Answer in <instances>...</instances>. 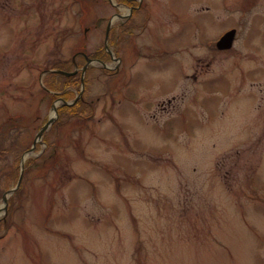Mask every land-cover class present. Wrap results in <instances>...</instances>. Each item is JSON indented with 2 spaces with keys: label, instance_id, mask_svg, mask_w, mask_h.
Here are the masks:
<instances>
[{
  "label": "rangeland",
  "instance_id": "1",
  "mask_svg": "<svg viewBox=\"0 0 264 264\" xmlns=\"http://www.w3.org/2000/svg\"><path fill=\"white\" fill-rule=\"evenodd\" d=\"M0 207V264H264V0H0Z\"/></svg>",
  "mask_w": 264,
  "mask_h": 264
},
{
  "label": "trees",
  "instance_id": "2",
  "mask_svg": "<svg viewBox=\"0 0 264 264\" xmlns=\"http://www.w3.org/2000/svg\"><path fill=\"white\" fill-rule=\"evenodd\" d=\"M124 1H126V0H124ZM135 12H136V10H134V13ZM90 55L91 56H95V57H100V58H102L104 60H106L108 58V53H107V51L105 50L104 47L98 48L94 52L90 53ZM50 75H53V78L50 80V82H48L47 86L51 89V92H53L55 90H58V87H66V86H70V85H78L79 82H80L79 77L76 74L67 76V75H64V74H58V73L51 72ZM57 75H60L62 79H59V77H57ZM67 93L68 92L64 93L65 94V100H67V95H68ZM56 95H57L56 93H54V94L51 93V96L53 98L54 97L56 98ZM61 95L62 94H60V96ZM80 104H81L80 102H75L74 104H63L59 110L75 113L76 110H77L76 109L77 106L80 105ZM80 107L83 108L84 105L82 104ZM87 109L90 110V108H88V107H87ZM18 198H20V197H18ZM11 212H13V209H12Z\"/></svg>",
  "mask_w": 264,
  "mask_h": 264
},
{
  "label": "water",
  "instance_id": "3",
  "mask_svg": "<svg viewBox=\"0 0 264 264\" xmlns=\"http://www.w3.org/2000/svg\"><path fill=\"white\" fill-rule=\"evenodd\" d=\"M110 27V24L108 25V29ZM235 36H236V29H231V30H228L227 32H225L221 37L220 39L218 40L217 42V46L218 48L220 49H227V48H230L232 45H233V42H234V39H235ZM59 72H63L65 74H74L75 72H66V71H61V70H58ZM65 103H71V102H68V101H65ZM53 109H54V116L50 117L48 119L47 122H45V124L40 128V130L38 131L37 133V138L35 139L34 141V144L38 141V139H40L43 135V132L48 129V127L54 122L55 118H56V115H57V106L56 104H53ZM34 147H31L30 150L28 151L29 152H32L34 150ZM22 160H24V156L22 158ZM10 192V190H9ZM7 200H8V197L6 196V194H4L3 196V202H4V205H2V207H6L7 205ZM2 207H0V210L2 209Z\"/></svg>",
  "mask_w": 264,
  "mask_h": 264
},
{
  "label": "flooded vegetation",
  "instance_id": "4",
  "mask_svg": "<svg viewBox=\"0 0 264 264\" xmlns=\"http://www.w3.org/2000/svg\"><path fill=\"white\" fill-rule=\"evenodd\" d=\"M131 7L133 8V10H135V8H139V9L141 8V7H140V4L138 5V3H137V5H136V7H135V6H131Z\"/></svg>",
  "mask_w": 264,
  "mask_h": 264
},
{
  "label": "bare ground",
  "instance_id": "5",
  "mask_svg": "<svg viewBox=\"0 0 264 264\" xmlns=\"http://www.w3.org/2000/svg\"><path fill=\"white\" fill-rule=\"evenodd\" d=\"M115 19V18H114ZM54 113V112H53ZM2 213H1V211H0V215H1Z\"/></svg>",
  "mask_w": 264,
  "mask_h": 264
}]
</instances>
